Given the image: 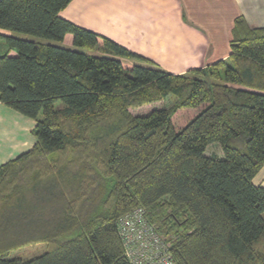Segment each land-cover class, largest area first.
<instances>
[{"label": "trees", "instance_id": "16d2710c", "mask_svg": "<svg viewBox=\"0 0 264 264\" xmlns=\"http://www.w3.org/2000/svg\"><path fill=\"white\" fill-rule=\"evenodd\" d=\"M70 1L0 0V30L65 44L0 32V102L35 137L0 164V264H132L137 208L177 264H264V26L237 17L225 59L174 74L60 16Z\"/></svg>", "mask_w": 264, "mask_h": 264}, {"label": "crops", "instance_id": "0c3cea01", "mask_svg": "<svg viewBox=\"0 0 264 264\" xmlns=\"http://www.w3.org/2000/svg\"><path fill=\"white\" fill-rule=\"evenodd\" d=\"M60 16L168 72L187 74L229 55L237 17L264 26V0H71ZM33 126V119L0 102V164L34 144ZM254 182L264 186V165Z\"/></svg>", "mask_w": 264, "mask_h": 264}, {"label": "built area", "instance_id": "2783aa9c", "mask_svg": "<svg viewBox=\"0 0 264 264\" xmlns=\"http://www.w3.org/2000/svg\"><path fill=\"white\" fill-rule=\"evenodd\" d=\"M142 209H134L120 218L119 233L125 254L132 264H177L166 251L162 239L153 232L142 215Z\"/></svg>", "mask_w": 264, "mask_h": 264}, {"label": "rangeland", "instance_id": "374dc122", "mask_svg": "<svg viewBox=\"0 0 264 264\" xmlns=\"http://www.w3.org/2000/svg\"><path fill=\"white\" fill-rule=\"evenodd\" d=\"M4 31H6L7 34H11L13 36L20 37V38H25V39L34 40V41H47V42L52 43V44L65 45L61 42L47 40V39H43V38L36 37L33 35L13 32V31H9V30H4ZM83 50L89 54H95V55L103 54V52L98 47L93 48V49H83ZM172 100H173L172 96L166 98L165 100L162 101L163 105L167 106L168 104H170L172 102ZM61 104H62L61 101L56 102V106H60ZM39 118H41V114L39 115ZM212 152L220 154V150H219L218 146L211 145L207 148V153H212ZM44 250H45V243H35V244H30V245L28 244V245L22 246L18 249L12 250L10 253V256H19V257L26 259V258L33 257L35 255H38L41 252H43Z\"/></svg>", "mask_w": 264, "mask_h": 264}]
</instances>
